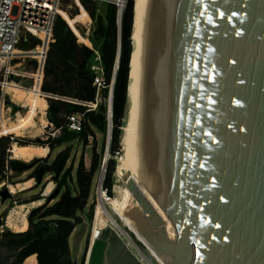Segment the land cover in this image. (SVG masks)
Returning <instances> with one entry per match:
<instances>
[{"label": "water", "instance_id": "95a60500", "mask_svg": "<svg viewBox=\"0 0 264 264\" xmlns=\"http://www.w3.org/2000/svg\"><path fill=\"white\" fill-rule=\"evenodd\" d=\"M116 7L118 50L100 178L125 4ZM57 111L48 105V121L58 129ZM77 137L61 128L54 142ZM65 160L63 152L57 172ZM32 162L9 160L8 169L26 172ZM129 165L143 184L132 176L125 181L137 204L125 216L164 264H264V0H144ZM42 176L38 167L35 183ZM0 198H9L7 188ZM88 264L142 263L106 227Z\"/></svg>", "mask_w": 264, "mask_h": 264}, {"label": "trees", "instance_id": "16d2710c", "mask_svg": "<svg viewBox=\"0 0 264 264\" xmlns=\"http://www.w3.org/2000/svg\"><path fill=\"white\" fill-rule=\"evenodd\" d=\"M74 2L73 10L61 9L55 19L52 30L53 41L46 54L41 91L78 103L48 100L49 105L52 106L54 103L59 112L62 110L66 114L83 116V127L77 139L86 143L88 137L94 139L96 133L107 134V99L118 50L117 7L114 4L105 3L104 14L101 15L97 13L99 11L97 2L91 0H74ZM132 6L133 0H127L121 14L118 68L112 89L111 133L108 149L110 156H120L121 153L120 136L125 119L128 63L131 53L129 36ZM74 16L89 18L95 23L87 45L78 43V30L74 28ZM26 40L27 42L19 45L20 50H30L37 44V40L29 36ZM94 68L100 70V87L96 84L99 74ZM33 90L38 95L46 97L38 90V87ZM86 104H96V108L90 110L84 106ZM2 134H0V183L7 180L12 184L10 178H7L6 171L7 151L11 143H17L19 146L45 147L49 146V142L45 143L39 139L33 142L12 140L10 136ZM101 162V153L99 154L95 148L91 150L88 170L85 169L83 157H81L75 171L74 186H70L72 181L70 169L62 175L55 173L53 181L56 184V192L51 195L49 201L30 211L27 217V229L21 233L4 230L0 246L5 245L13 254L10 258L0 256V264H24L30 256H35L36 264H75L69 257L68 238L73 229L81 224L82 219L78 213L83 212L88 204L93 179L101 167ZM40 163L42 160H34L30 168L43 167L44 173L46 169L55 171L54 165L48 167ZM114 165V160L106 162L103 188L109 191V194ZM38 199L39 197H35L32 200ZM2 225L3 217L0 221V226Z\"/></svg>", "mask_w": 264, "mask_h": 264}, {"label": "built area", "instance_id": "2783aa9c", "mask_svg": "<svg viewBox=\"0 0 264 264\" xmlns=\"http://www.w3.org/2000/svg\"><path fill=\"white\" fill-rule=\"evenodd\" d=\"M91 1L111 3L115 6L119 5V0ZM126 1L127 0H123V4ZM61 2L62 0H0V122L4 120L3 114H5L6 111L5 105H9V103L4 100L3 93V85L6 83L13 84L22 90H33L36 87V83H38V90L46 96L43 99L44 101L53 100L56 97L42 92L41 86L43 82V69L46 54L50 43L53 41V25L59 12ZM22 35L24 36L22 37ZM28 36L36 39L37 44L30 50H20L19 45L27 42L26 37ZM27 67H30V70H27ZM94 69L96 73L99 74L96 78V84L97 87H100V70L99 68ZM29 83L30 87H25L26 84ZM5 95L11 99L10 95ZM21 107H23V105L19 108ZM86 107L90 110H94L96 104H86ZM16 113H12V115L15 116ZM59 124L60 128H54L56 129V135L61 134V128L78 134L83 127V116L68 113L64 115L63 120ZM117 156L118 155H115V157ZM104 175L105 174L97 179L95 186V199L92 206L93 222L88 238L85 264H88L90 249L101 232L105 229V227H96L94 223L97 215L98 200L109 202L111 199L109 191L103 188ZM94 231L95 235L93 236L92 234ZM135 240L138 241V238H135ZM139 261L143 264L140 259Z\"/></svg>", "mask_w": 264, "mask_h": 264}, {"label": "bare ground", "instance_id": "6f19581e", "mask_svg": "<svg viewBox=\"0 0 264 264\" xmlns=\"http://www.w3.org/2000/svg\"><path fill=\"white\" fill-rule=\"evenodd\" d=\"M134 27H132V36L130 38L131 45V56L130 60V70L129 77L127 81V97H126V116L125 121L122 127V139L120 143L121 153L120 156L116 158V167L114 178L116 183L122 181V187L114 186L115 197L111 198L109 202H103L100 199L98 200L97 206V215L95 217V226L96 227H110L115 231L120 238L123 239L127 248L134 254L135 257H138L143 264H158L157 260L160 258L158 255L149 247L145 240L137 233V230L132 226V222L125 216V213L137 207L136 201L134 200L131 193L128 191L125 186V181L129 176H132L136 179L137 183L143 184L139 177L136 175L134 170L129 165V153H130V130H131V119L133 111V103L135 96V88L137 81L138 73V39H139V16L141 13L142 5L144 0H134ZM119 7H122L123 0L118 1ZM3 93L11 96L13 100L22 101L24 110H27V115L22 121H18L14 129L26 130L36 128L34 124V116L39 115L45 109L44 97L36 93L32 89L22 90L13 84L6 83L3 85ZM32 131V130H31ZM30 133V132H28ZM38 133V132H37ZM32 134H35L34 132ZM48 148L35 146V145H26V146H16L12 145L9 156L13 160L28 162L33 158H43L47 154ZM31 180L24 183H19L16 187H10L9 190L14 192L16 189H22L31 184ZM115 182V181H114ZM141 188H144L141 185ZM52 189L51 184H48L43 194L47 195ZM146 191V190H145ZM145 194L148 196L147 192ZM40 200L34 202V204H40ZM17 212L11 211L7 217L8 218L17 217L22 220H25L26 209L20 207L16 209ZM164 219V218H163ZM165 220V219H164ZM14 221V220H13ZM12 221V222H13ZM15 224V222H14ZM26 224V221H25ZM165 226L171 228L173 239L176 234L173 226L170 222L165 220ZM95 231L93 232V236ZM138 238V241L135 240ZM146 243L143 242V241ZM135 242V243H134ZM137 260L139 261V259ZM145 260V262H144ZM162 260L160 259L159 262ZM140 262V261H139ZM161 264H164L162 261Z\"/></svg>", "mask_w": 264, "mask_h": 264}, {"label": "rangeland", "instance_id": "374dc122", "mask_svg": "<svg viewBox=\"0 0 264 264\" xmlns=\"http://www.w3.org/2000/svg\"><path fill=\"white\" fill-rule=\"evenodd\" d=\"M63 1L64 0H62L61 4L59 6V11L61 9L73 10V7H74L73 4L75 3L74 0H67L65 3ZM97 4L99 6V11L97 13L103 15L105 3L104 2H97ZM115 4H117V3H115ZM124 4H126V2ZM123 9H124V7H123ZM74 17H76V16H74ZM74 28L78 30L77 31V35L79 36V37L77 36L78 43L87 45L86 43L88 42L89 36H91V33H92L93 29L95 28V23L93 21H91L89 18H83L81 20H76L74 18ZM23 36L24 35H22V37ZM89 45L90 44H88V46ZM27 70H30V67H27ZM29 85H30V83L26 84L25 87H30ZM0 98H1V94H0ZM4 100L6 102H8L9 105L8 106L5 105L6 111H5V114H3L4 120H3V122H1L4 124V129H2L0 127V133H4L3 131L7 132L6 133L7 136H10L12 138V140L19 139V140L24 141V142H33L36 139H39L45 143L49 142V146L48 145L45 146L50 151L49 155H46V157L40 159V160H42V163H40V164L43 166L52 167L53 163L56 160L60 159V154L65 149H69V151L67 152V160L62 163V166H61L58 174L62 175L66 170L70 169L71 170V180H72L70 183V186H74L75 171H76V167L78 165V161H79L80 157H83V159L85 161L86 157H88V158L90 157L91 150L93 148H95L96 151L99 154L101 153V156H103V153H104L105 147H106V142H107V138H106L107 134L101 135L99 133H96L94 139H92L91 137H88L86 143H82V141H79L78 139H74V140H72L66 144H62V145L56 144L54 142V137L56 136V131H55L56 129H54L55 127L53 125H51L50 122L48 121V116H47V108H48L47 106L49 105L48 100H46V102H45V109L43 110V112L39 115L34 116V124H35L36 128L21 130L17 134L12 132L13 130H11V129L12 128L14 129V127H16V124H18V121H22L26 117L27 111L21 110V111L17 112L15 116H13L12 115L13 107L14 106L20 107L24 104L22 103V101H19V100L16 101V100H13L12 98L10 99L5 94H4ZM53 101L54 102H65V103H71V104H78L75 101H72V100L69 101L68 99H64V98L57 97V96L55 97V99H53ZM108 104H109V98L107 99V107H108ZM53 105L55 106L54 103H53ZM84 106L86 107V105H84ZM21 108H23V107H21ZM8 109H9V111H8ZM126 112H127V110H126ZM125 116H126V113H125ZM17 130H19V129H17ZM28 132H30V133H28ZM33 132L35 134H32ZM12 145L19 146L17 143H13ZM10 149H11V147H10ZM120 152H121V149H120ZM7 153L9 155V152H7ZM116 158L117 157H115V156L109 155V157L107 159V161L108 160H114L115 161L113 174H112V187L110 190V198L115 197V193L113 191L114 186L116 185L118 187H122V185H123L122 181L116 183V179L114 178L115 167L117 165ZM8 161H9V159H8ZM36 168H37L36 166H33V168L31 170H28V171L23 172V173L18 172L20 174L11 175L10 181L12 182V184L5 180V181L0 183V187L4 188V187H8L10 185H13V183L24 181L29 176L35 177ZM99 174H100V169L95 174V178L93 180L97 181V179L99 178ZM104 174H105V172H104ZM54 175H55V173L52 172V170L49 171V169H46V173H44V171H43V176H42L41 182L38 183L35 186V188L33 189V191H31L30 193H28V194L22 193V194L16 195L15 199L17 200V202L18 201L19 202L24 201L25 199H32L35 197H40L41 200L42 199L44 200V197H42L41 195L43 194L44 189L48 184H51L52 189L47 195L54 194L53 192L55 191V185H56L55 182L53 181ZM93 189L94 188L92 187L91 192H90V197H89L90 200L93 198ZM85 221H86V223L84 226L81 227V225L80 226L78 225V227H77V233L81 234V240H80V245H79V255H78V258L81 259V264H85V258H86L87 252H86V250L84 251V246H85L86 240L89 241V239H88L89 233H90V229H91V224L93 222V211L90 208H88V210L86 212ZM145 245H146V243H145ZM72 247H73V245L71 244V250H72ZM148 249H149V247H148ZM83 251H84V254H83ZM82 254H83V256H82ZM34 258H35V256H32L33 262H34ZM159 260H157V262H158V264H161L162 261L159 262ZM35 261H36V258H35ZM24 264H25V262H24Z\"/></svg>", "mask_w": 264, "mask_h": 264}, {"label": "crops", "instance_id": "0c3cea01", "mask_svg": "<svg viewBox=\"0 0 264 264\" xmlns=\"http://www.w3.org/2000/svg\"><path fill=\"white\" fill-rule=\"evenodd\" d=\"M76 20H81L83 18H80V17H75ZM79 37V36H78ZM36 87H38V83H36ZM46 102V100L44 101ZM50 106V105H49ZM13 107V106H12ZM15 107V106H14ZM48 107V106H47ZM19 108V107H17ZM25 108H19V111L21 110H24ZM48 116V115H47ZM57 120V119H56ZM58 123H61V119H58L57 120ZM0 126L2 129H4V124L0 122ZM34 129V128H33ZM13 130L12 132L14 133H18L19 130L17 129H11ZM4 133H7L5 131H3ZM2 134V133H0ZM2 135H7V134H2ZM12 144L10 145V147H12ZM10 147H9V150L7 152L10 151ZM47 148V147H46ZM66 150V149H65ZM64 152H66V160H67V150ZM69 151V149H68ZM50 151L47 150V154L46 155H49ZM8 154V153H7ZM104 154V153H103ZM46 157V156H45ZM48 157V156H47ZM44 158V157H43ZM81 158V157H80ZM103 158V156H102ZM9 160H13L10 158V156L8 155V158ZM40 160L41 158L37 157V158H33L31 159L30 161L28 162H24V163H29L31 161H34V160ZM90 159H91V154H90V157H86L85 161L83 159V162H84V167L86 170L89 169V166H90ZM60 160V159H59ZM58 160V161H59ZM65 160V161H66ZM80 160V159H79ZM18 161V160H17ZM20 162H23V161H20ZM79 163V161H78ZM54 165V163H53ZM62 166V165H61ZM33 168V167H32ZM32 168H30L29 170H31ZM77 168V167H76ZM6 171H7V178H10L11 175L13 174H20L18 172H10V170L8 169V164H7V168H6ZM28 171V170H27ZM54 173L57 172V169L56 171H52ZM59 172V171H58ZM57 172V173H58ZM23 173V172H22ZM6 178V179H7ZM95 178V177H94ZM32 181L31 184L25 188H22V189H16L14 192H11L9 190V186L8 187H4V188H7L8 191H9V198L8 199H4L2 200L0 198V221L2 220V217H3V225L0 226V240H1V235L3 234L4 230H8L12 233H21V232H24L27 227H28V223H27V217L30 213L31 210H34L35 208H38L39 206L43 205L45 202H46V197L48 195H44L42 194L41 196L44 197V200L39 199L38 200H32V199H25L24 201H21V202H24V203H19V201L17 202V200L15 199V196L18 195V194H28L30 193L31 191H33V189L35 188V186L37 185V183H35V179L34 177H31L29 176L28 178H26L24 181H21V183H24V182H28V181ZM34 180V181H33ZM5 181V180H3ZM1 181V182H3ZM7 181V180H6ZM20 182H17V183H13V185H10V187H16ZM35 183V184H34ZM96 183L97 181L96 180H93V183H92V187L94 188L93 189V198L90 200L88 199V204L86 206V208L83 210V212H80L78 213V216L82 219L81 221V227L85 225L86 221V212L88 210V208L92 207L93 206V203H94V199H95V186H96ZM74 184H75V180H74ZM3 185V184H2ZM91 187V189H92ZM3 189V187H0V190ZM91 192V190H90ZM90 197V195H89ZM41 201L40 204H34V202L36 201ZM20 207H23L24 209H26V212H25V220H22L20 218H17L16 216L13 217V218H8V221H7V224H6V220H7V217L9 215V213L11 211H15L17 212L16 209H19ZM14 220V221H13ZM13 221V222H12ZM25 221H26V224H25ZM15 222V224H14ZM79 225V226H80ZM78 227V226H77ZM77 227H75L72 231V233L70 234L69 238H68V246H69V257H70V260L75 263V264H81V259L78 258V255H79V245H80V240H81V234L80 233H77ZM5 243V241H4ZM71 244L73 245L72 247V250H71ZM87 245V246H86ZM87 247H88V241L86 240V243H85V246H84V251L87 250ZM84 251H83V254H84ZM13 254V252L9 251L5 245L4 246H0V256H2L3 258H10V256ZM82 254V256H83ZM82 258V257H81ZM10 261V259H9ZM25 264H36V261H35V258H34V262L32 260V256L27 258L25 261Z\"/></svg>", "mask_w": 264, "mask_h": 264}, {"label": "flooded vegetation", "instance_id": "af4514ba", "mask_svg": "<svg viewBox=\"0 0 264 264\" xmlns=\"http://www.w3.org/2000/svg\"><path fill=\"white\" fill-rule=\"evenodd\" d=\"M66 113L65 112H63L62 110L59 112V111H57L56 112V114H55V117H56V119L58 120V119H61V121L63 120V117H64V115H65ZM66 150H68V149H66ZM65 150V151H66ZM64 152V151H63ZM62 152V153H63ZM61 153V154H62ZM61 154H60V156H61ZM57 165H58V160H56L55 162H54V170L56 171V169H57Z\"/></svg>", "mask_w": 264, "mask_h": 264}, {"label": "clouds", "instance_id": "9594fccd", "mask_svg": "<svg viewBox=\"0 0 264 264\" xmlns=\"http://www.w3.org/2000/svg\"><path fill=\"white\" fill-rule=\"evenodd\" d=\"M8 164V163H7Z\"/></svg>", "mask_w": 264, "mask_h": 264}]
</instances>
